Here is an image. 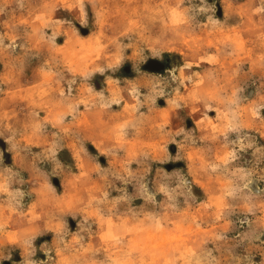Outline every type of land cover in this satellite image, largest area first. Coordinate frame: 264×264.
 <instances>
[{
	"label": "rangeland",
	"instance_id": "1",
	"mask_svg": "<svg viewBox=\"0 0 264 264\" xmlns=\"http://www.w3.org/2000/svg\"><path fill=\"white\" fill-rule=\"evenodd\" d=\"M0 264H264V0H0Z\"/></svg>",
	"mask_w": 264,
	"mask_h": 264
}]
</instances>
